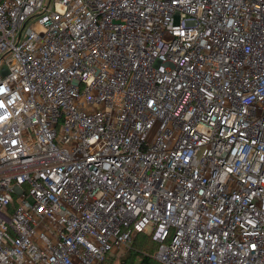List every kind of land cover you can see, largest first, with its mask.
Masks as SVG:
<instances>
[{
	"label": "built area",
	"instance_id": "2783aa9c",
	"mask_svg": "<svg viewBox=\"0 0 264 264\" xmlns=\"http://www.w3.org/2000/svg\"><path fill=\"white\" fill-rule=\"evenodd\" d=\"M264 264V0H0V264Z\"/></svg>",
	"mask_w": 264,
	"mask_h": 264
},
{
	"label": "trees",
	"instance_id": "16d2710c",
	"mask_svg": "<svg viewBox=\"0 0 264 264\" xmlns=\"http://www.w3.org/2000/svg\"><path fill=\"white\" fill-rule=\"evenodd\" d=\"M128 248L119 259L118 264H159L154 258L157 244L149 236L138 234ZM123 249L125 248L123 247L121 250ZM109 256H105L102 264H107Z\"/></svg>",
	"mask_w": 264,
	"mask_h": 264
},
{
	"label": "rangeland",
	"instance_id": "374dc122",
	"mask_svg": "<svg viewBox=\"0 0 264 264\" xmlns=\"http://www.w3.org/2000/svg\"><path fill=\"white\" fill-rule=\"evenodd\" d=\"M128 246H131V244H129ZM128 246H127V247H124L125 249L120 250L119 252H117V254L110 255V256H109V261L107 262V264H118L119 259L121 258V256L123 255V253H124L127 249H129Z\"/></svg>",
	"mask_w": 264,
	"mask_h": 264
}]
</instances>
